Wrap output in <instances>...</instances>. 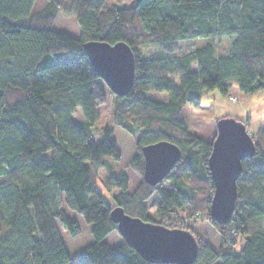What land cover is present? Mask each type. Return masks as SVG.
I'll return each mask as SVG.
<instances>
[{"label": "trees", "instance_id": "16d2710c", "mask_svg": "<svg viewBox=\"0 0 264 264\" xmlns=\"http://www.w3.org/2000/svg\"><path fill=\"white\" fill-rule=\"evenodd\" d=\"M120 1L127 0H74L80 35H72L54 28L56 0L39 10L36 0H0V264H154L125 240L118 246L105 240L117 223L95 169L108 171L107 188L119 190L112 199L127 213L184 228V205H193L187 214L193 219L214 192L208 167L214 139L190 130L184 107L199 106L203 92L216 88L225 94L234 85L245 94L264 89V0ZM222 36L235 37L228 54L210 42L176 54L181 40ZM88 40L125 41L135 53L133 87L116 105L124 126L139 133L135 169L143 174L144 145L168 140L182 152L163 181L154 185L142 177L134 196L127 193V173L113 172L106 160L121 158L112 131L105 128L100 140L92 136L106 90L84 49ZM77 108L82 122L74 120ZM254 137L256 152L243 163L232 217L212 221L220 244L195 234L192 264H264V128ZM154 193L160 200L151 215L144 202ZM62 204L93 225V242L73 254L59 225L72 236L81 227Z\"/></svg>", "mask_w": 264, "mask_h": 264}, {"label": "water", "instance_id": "95a60500", "mask_svg": "<svg viewBox=\"0 0 264 264\" xmlns=\"http://www.w3.org/2000/svg\"><path fill=\"white\" fill-rule=\"evenodd\" d=\"M84 49L96 74L117 96L126 95L133 87L136 72L135 53L125 41L110 43L88 40ZM208 158L214 185L210 215L219 223H227L238 198L237 181L245 160L256 152V142L247 125L234 117H221ZM143 178L151 184L163 181L182 158L180 147L168 140L142 146ZM111 219L123 240L154 264H192L199 243L189 229L169 227L131 215L121 205L110 211Z\"/></svg>", "mask_w": 264, "mask_h": 264}, {"label": "rangeland", "instance_id": "374dc122", "mask_svg": "<svg viewBox=\"0 0 264 264\" xmlns=\"http://www.w3.org/2000/svg\"><path fill=\"white\" fill-rule=\"evenodd\" d=\"M59 2L60 11L55 20L54 28L60 31L69 32L72 35H80V28L74 13L72 12L71 4L74 0H56ZM113 0H108L110 4ZM130 0L120 1L119 4H127ZM47 0H36L34 10L41 9ZM234 36H222L215 38H195L186 39L178 42L176 54L184 55L195 48L210 42L215 45L217 53L220 55L228 54L230 46L234 40ZM106 97L103 104L99 106V118L92 125V136L95 140H100L105 128L110 129L112 135L116 138L118 147L121 151V158L114 160L112 157H107L106 160L112 165V170L115 173L126 172L129 177V190L127 193L134 196L136 188L140 183L143 174L138 172L133 164V159L138 153L137 141L139 133L138 131H132L123 123H126V119L120 118V114L117 113V95L107 86L105 83ZM148 94L159 100H167L168 93L166 92H148ZM236 96L238 100H233L230 96ZM185 118L188 122V126L191 131L199 134L207 141H212L216 135V119L221 117H234L238 120L247 121V129L253 135L258 130L264 128V89L257 90L250 94L241 92L236 85L233 86L231 91L227 94L222 93L218 88L203 92L200 97V105L193 106L187 104L183 109ZM74 120L77 122L84 121V116L81 108H77L73 114ZM96 186L102 190L104 197L110 202L111 206H115V202L112 199V193H118L119 190L113 188L109 191L107 186H112L111 178L108 171L105 168H97L94 172ZM3 178L0 177V181ZM160 197L158 193H154L148 200L144 202L145 207L151 215H154L157 210ZM211 204V202H210ZM62 208L65 209L68 214L76 216L81 232L72 236L64 226L61 224L60 232L65 241V244L71 254L85 248L93 242L92 224L87 223L81 214L78 212L66 208L62 204ZM209 209V212H208ZM194 207L191 204L186 203L184 210L180 212V216L185 221V227L192 230L194 234L209 241L215 248H218L220 244V235L210 214V205L203 206L200 209L195 210L197 216L190 219L187 217L188 212L193 211ZM260 224L264 228V218L259 219ZM105 240L113 246H118L123 237L118 230L109 234ZM241 241L242 239L239 238ZM236 246L238 249L242 245V241ZM68 264H80L79 260H72Z\"/></svg>", "mask_w": 264, "mask_h": 264}, {"label": "built area", "instance_id": "2783aa9c", "mask_svg": "<svg viewBox=\"0 0 264 264\" xmlns=\"http://www.w3.org/2000/svg\"><path fill=\"white\" fill-rule=\"evenodd\" d=\"M230 98L233 99V100H235V101L238 100V98L236 96H232L231 95Z\"/></svg>", "mask_w": 264, "mask_h": 264}]
</instances>
